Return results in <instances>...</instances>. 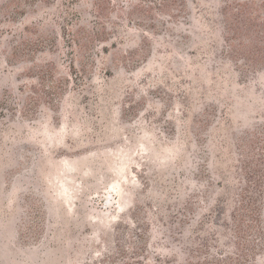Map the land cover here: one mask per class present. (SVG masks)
Segmentation results:
<instances>
[{"label": "rangeland", "instance_id": "rangeland-1", "mask_svg": "<svg viewBox=\"0 0 264 264\" xmlns=\"http://www.w3.org/2000/svg\"><path fill=\"white\" fill-rule=\"evenodd\" d=\"M0 264H264V0H0Z\"/></svg>", "mask_w": 264, "mask_h": 264}]
</instances>
